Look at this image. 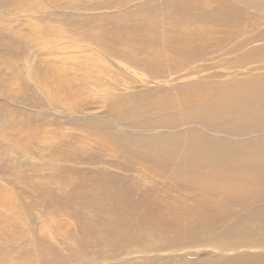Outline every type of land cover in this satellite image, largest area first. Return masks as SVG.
I'll return each instance as SVG.
<instances>
[{
  "label": "bare ground",
  "instance_id": "6f19581e",
  "mask_svg": "<svg viewBox=\"0 0 264 264\" xmlns=\"http://www.w3.org/2000/svg\"><path fill=\"white\" fill-rule=\"evenodd\" d=\"M127 19L111 34L106 26L82 34L155 80L145 81L155 84L144 95L145 108L137 106L142 122L127 121L112 106L104 114L117 129L88 121L89 129L102 128L95 149L105 159L57 156L91 167L67 177L59 166L55 177L37 180L34 216L25 222L31 254L1 255L0 264H248L226 253L242 247L245 212L251 220L256 211L264 215V5L144 0ZM181 71L179 79L207 74L169 79ZM93 85L114 91L104 95L108 106L117 100L129 106L117 83Z\"/></svg>",
  "mask_w": 264,
  "mask_h": 264
},
{
  "label": "rangeland",
  "instance_id": "374dc122",
  "mask_svg": "<svg viewBox=\"0 0 264 264\" xmlns=\"http://www.w3.org/2000/svg\"><path fill=\"white\" fill-rule=\"evenodd\" d=\"M143 1L0 2V256L4 259L26 256L22 252L31 254L27 236L30 230L25 227V222L34 216L33 202L38 201L34 187L40 183L39 179L55 177V167L59 166L61 174L67 177H73L71 171L74 169L82 173L83 168L91 167L90 161L65 164L57 160V156L73 152L79 156L81 153L94 156V160H97L96 156L105 159L104 154H98L95 149L96 140L102 138L99 133L102 128L91 130L88 121L105 126L110 124L117 129L104 114L112 106L116 115H127V121L136 125L142 122L136 113L145 115L137 110V106L143 104L145 108L144 95L147 90H153L155 84H146L145 81L150 79L140 69L123 65L121 60L112 59L103 50L88 44L82 33L84 29L100 33L106 26V33L111 34V28L127 22V16L134 15L136 7ZM256 1L264 5L263 0ZM200 11L195 10L196 13ZM199 65L202 63L194 64ZM164 67L162 71L166 75L169 72ZM183 72L169 79L175 82L197 80L204 74L220 73L221 70L179 79ZM97 81L117 83L116 93L128 100L129 106L125 108L122 100L108 106L107 97L114 91L93 85ZM59 83L64 84V94ZM46 89L51 90L53 96L43 91ZM134 93L141 94L143 99H133ZM96 95L103 98L98 101L101 97ZM77 108L79 110L75 112ZM133 113L135 117L130 119ZM148 113L149 117L157 115L154 111ZM260 211L253 214V220L250 212H245L248 215L245 235L238 240L242 247L228 250V258L240 255L248 264H264V215Z\"/></svg>",
  "mask_w": 264,
  "mask_h": 264
}]
</instances>
